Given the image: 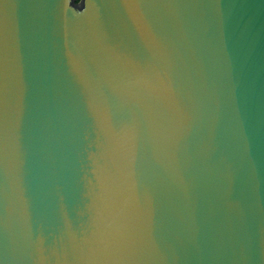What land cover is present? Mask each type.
<instances>
[{
  "label": "water",
  "instance_id": "1",
  "mask_svg": "<svg viewBox=\"0 0 264 264\" xmlns=\"http://www.w3.org/2000/svg\"><path fill=\"white\" fill-rule=\"evenodd\" d=\"M0 264H264V0H0Z\"/></svg>",
  "mask_w": 264,
  "mask_h": 264
}]
</instances>
